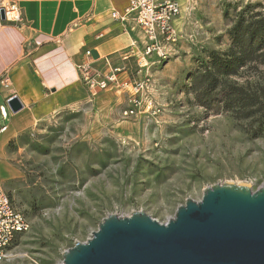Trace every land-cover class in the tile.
I'll return each mask as SVG.
<instances>
[{
	"label": "rangeland",
	"instance_id": "rangeland-1",
	"mask_svg": "<svg viewBox=\"0 0 264 264\" xmlns=\"http://www.w3.org/2000/svg\"><path fill=\"white\" fill-rule=\"evenodd\" d=\"M183 2L178 59L146 70L157 117L126 120L122 129L90 106L64 110L22 129L0 151V181L31 224L0 264H61L64 252L90 239L109 215L144 211L165 224L207 188L264 186V137L246 136L227 114L197 105L190 91L203 51L225 49L236 12L264 11V0ZM0 106L11 117L1 95ZM9 124L0 114V125Z\"/></svg>",
	"mask_w": 264,
	"mask_h": 264
},
{
	"label": "crops",
	"instance_id": "crops-1",
	"mask_svg": "<svg viewBox=\"0 0 264 264\" xmlns=\"http://www.w3.org/2000/svg\"><path fill=\"white\" fill-rule=\"evenodd\" d=\"M9 1L18 5L23 21L0 23V78L8 73L11 79L10 89L0 87V95L4 101L17 96L24 108L9 115L8 129L0 134V151L22 129L64 110L78 112L90 106L108 124L126 128L130 122L122 113L131 107L132 89H109L93 96L81 82L78 67L91 51L96 71L127 66L132 74L137 69L145 49L143 34L132 22L111 16L123 12L128 0ZM132 49L134 57L124 59V53ZM175 49L172 58L178 59L182 48ZM156 60V56L148 57L149 63ZM127 79V74L120 75V80ZM140 116L144 115L130 119Z\"/></svg>",
	"mask_w": 264,
	"mask_h": 264
},
{
	"label": "water",
	"instance_id": "water-1",
	"mask_svg": "<svg viewBox=\"0 0 264 264\" xmlns=\"http://www.w3.org/2000/svg\"><path fill=\"white\" fill-rule=\"evenodd\" d=\"M5 21V12L0 10ZM12 114L24 105L7 102ZM61 264H264V186L222 184L188 199L162 224L144 211L109 215Z\"/></svg>",
	"mask_w": 264,
	"mask_h": 264
},
{
	"label": "built area",
	"instance_id": "built-area-1",
	"mask_svg": "<svg viewBox=\"0 0 264 264\" xmlns=\"http://www.w3.org/2000/svg\"><path fill=\"white\" fill-rule=\"evenodd\" d=\"M0 10L5 12V21L19 25L23 17L18 5L9 0H0ZM186 14L181 0H128V5L123 12H113L112 19L123 23L132 22L144 37L145 49L137 61V74L133 77L129 73V67H115L105 72L96 71L90 60L91 51L85 53L86 61L78 67L80 80L95 96L98 92L125 88L132 89L131 107L122 113L124 119L137 117L138 115H151L157 117L161 109L153 103L149 97L151 79L147 69L155 63H149L148 57L156 56L159 62H168L172 58L171 51L180 42V21ZM134 57V50L124 53V59ZM158 62V61H157ZM150 64V66H149ZM127 74V80H120L121 74ZM11 79L8 73L0 78V87L9 90ZM15 97V96H14ZM13 97L5 99V103ZM8 107V106H7ZM1 118L9 119L6 107L0 106ZM7 125H0V134L5 133ZM31 224L28 219L19 212L12 203L11 198L5 192L0 181V263L11 257L9 249L20 234L28 233Z\"/></svg>",
	"mask_w": 264,
	"mask_h": 264
},
{
	"label": "trees",
	"instance_id": "trees-1",
	"mask_svg": "<svg viewBox=\"0 0 264 264\" xmlns=\"http://www.w3.org/2000/svg\"><path fill=\"white\" fill-rule=\"evenodd\" d=\"M227 35L225 49L203 51L190 91L197 105L227 114L246 136L259 139L264 137V11L246 6L236 12Z\"/></svg>",
	"mask_w": 264,
	"mask_h": 264
}]
</instances>
